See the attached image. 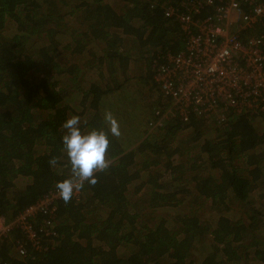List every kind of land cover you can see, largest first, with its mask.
Segmentation results:
<instances>
[{
  "label": "trees",
  "instance_id": "obj_1",
  "mask_svg": "<svg viewBox=\"0 0 264 264\" xmlns=\"http://www.w3.org/2000/svg\"><path fill=\"white\" fill-rule=\"evenodd\" d=\"M179 1L0 0V216L70 177L67 118L107 132L110 111L121 132L98 183L55 200L54 240L19 259L16 232L5 264H264V108L184 122L153 78L183 48Z\"/></svg>",
  "mask_w": 264,
  "mask_h": 264
},
{
  "label": "built area",
  "instance_id": "obj_2",
  "mask_svg": "<svg viewBox=\"0 0 264 264\" xmlns=\"http://www.w3.org/2000/svg\"><path fill=\"white\" fill-rule=\"evenodd\" d=\"M177 5L176 11L168 6L164 15H175L185 36L183 48L168 54L153 76L163 96L174 102L171 115L186 122L193 112L202 118L214 116L223 124L228 114L263 109L264 29L255 34L252 28L264 16V0H181ZM204 7L212 12L197 17ZM154 124L161 126V117ZM58 199L56 190L50 191L14 216H0V243H12L19 233L11 247L19 259L25 257L28 244L33 250L44 249L43 241L52 242L56 236L50 219ZM0 264L5 262L0 259Z\"/></svg>",
  "mask_w": 264,
  "mask_h": 264
},
{
  "label": "clouds",
  "instance_id": "obj_3",
  "mask_svg": "<svg viewBox=\"0 0 264 264\" xmlns=\"http://www.w3.org/2000/svg\"><path fill=\"white\" fill-rule=\"evenodd\" d=\"M103 120L107 132L102 129L82 132L79 127L80 117L76 115L67 118L61 125L64 129L61 136L62 151L66 154L71 174L69 178L56 182L54 187L57 196L65 203L72 199L74 193L83 189L86 182L95 186L98 183L95 174L105 172L110 167L111 161L107 158L108 135L119 137L120 125L110 111L104 113ZM57 163V157L49 160L51 166Z\"/></svg>",
  "mask_w": 264,
  "mask_h": 264
},
{
  "label": "rangeland",
  "instance_id": "obj_4",
  "mask_svg": "<svg viewBox=\"0 0 264 264\" xmlns=\"http://www.w3.org/2000/svg\"><path fill=\"white\" fill-rule=\"evenodd\" d=\"M6 33H7V31H6ZM151 99H153V98L151 97ZM128 196H129L128 201H129L130 203H132L133 200H136V197H135L134 195H132V196L128 195ZM165 209H166V208H165ZM166 210H169V209H166Z\"/></svg>",
  "mask_w": 264,
  "mask_h": 264
}]
</instances>
